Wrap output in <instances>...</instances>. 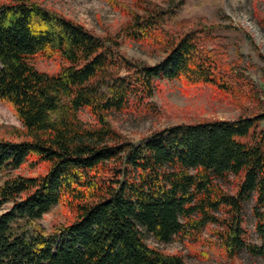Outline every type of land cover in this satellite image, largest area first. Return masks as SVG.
<instances>
[{"label":"trees","instance_id":"1","mask_svg":"<svg viewBox=\"0 0 264 264\" xmlns=\"http://www.w3.org/2000/svg\"><path fill=\"white\" fill-rule=\"evenodd\" d=\"M105 1L126 20L96 36L34 0H0V104L20 125L0 135V264H185L146 236L179 242L199 261L207 251L264 258V102L254 66L228 60L217 25L178 20L185 0ZM124 43L163 58L129 59ZM36 60L56 70L38 71ZM157 79L207 87L239 115L175 124L133 144L110 118L159 116L150 101ZM250 201L259 244L243 229ZM55 205L64 223L46 231L38 221Z\"/></svg>","mask_w":264,"mask_h":264},{"label":"rangeland","instance_id":"2","mask_svg":"<svg viewBox=\"0 0 264 264\" xmlns=\"http://www.w3.org/2000/svg\"><path fill=\"white\" fill-rule=\"evenodd\" d=\"M43 7L53 10L63 17L79 24L96 36L114 34L126 18L111 8L105 0H34ZM129 3L130 0H119ZM160 3V0H150ZM178 20H186L190 25L204 21L215 24L213 35L227 48L228 60L235 61L242 56V66L248 62L254 69H249L250 78L258 85L259 93L264 102V29L259 24L264 20V0H185ZM120 50L129 59H138L153 66L162 60V53H150L145 47L135 43H124ZM34 68L41 72L53 73L56 62L36 60ZM251 70V71H250ZM156 89L150 100L158 111L157 117H140L136 113L124 112L114 114L110 118L112 126L126 136L133 144L151 132L180 123H195L200 119L213 118L222 120L236 119L239 111L227 101L214 97L207 87L185 88L179 81L166 79L156 80ZM83 123H91L92 119L86 111L79 112ZM10 127L20 128L11 112L0 104V135L9 131ZM23 175H28L25 171ZM31 175V174H29ZM4 176L0 175V183ZM253 202L250 201L244 211L243 229L249 242L259 244L254 232V218L251 213ZM63 214L57 205L41 216L38 223L49 231L53 220L64 223ZM145 243L153 249L167 254H180L185 264H264V258L241 253L231 261H223L207 251L209 261H199L189 256L188 250L179 242L158 243L150 236Z\"/></svg>","mask_w":264,"mask_h":264}]
</instances>
